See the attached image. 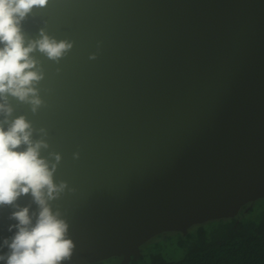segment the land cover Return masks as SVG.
<instances>
[{"label":"water","instance_id":"obj_1","mask_svg":"<svg viewBox=\"0 0 264 264\" xmlns=\"http://www.w3.org/2000/svg\"><path fill=\"white\" fill-rule=\"evenodd\" d=\"M21 28L72 45L31 53L36 112L7 100L64 184L47 201L74 245L61 264H127L157 234L264 198V0H48ZM25 207L34 224L31 193L0 205V255Z\"/></svg>","mask_w":264,"mask_h":264},{"label":"clouds","instance_id":"obj_2","mask_svg":"<svg viewBox=\"0 0 264 264\" xmlns=\"http://www.w3.org/2000/svg\"><path fill=\"white\" fill-rule=\"evenodd\" d=\"M47 3L48 0H0V114L5 116L0 122V205H13L18 197L31 193L40 207L34 224L27 207L12 213L18 223L9 226V231L16 229L15 234L3 242L8 252L0 255V261L6 264H61L71 257L74 247L66 238L67 223L58 212L53 213L47 202L64 187L63 182L54 184L55 165L50 169L40 155L41 148L48 145L43 140H32V126L24 116L10 123L7 120L13 112L7 103L9 96L30 103L33 112L42 104L36 84L43 79V73L36 70L37 61L31 53L38 49L58 61L72 47L43 31L41 38L26 41L22 21L34 8ZM22 145L26 146L23 150Z\"/></svg>","mask_w":264,"mask_h":264},{"label":"trees","instance_id":"obj_3","mask_svg":"<svg viewBox=\"0 0 264 264\" xmlns=\"http://www.w3.org/2000/svg\"><path fill=\"white\" fill-rule=\"evenodd\" d=\"M168 242L182 251L177 259L165 256ZM121 260L111 257L89 264H121ZM127 264H264V198L243 206L233 218L194 225L186 234H157L140 247L139 258Z\"/></svg>","mask_w":264,"mask_h":264},{"label":"rangeland","instance_id":"obj_4","mask_svg":"<svg viewBox=\"0 0 264 264\" xmlns=\"http://www.w3.org/2000/svg\"><path fill=\"white\" fill-rule=\"evenodd\" d=\"M145 246L147 247V246H149V244L148 245L146 244ZM146 247H144V248H146ZM149 247H150V249H152L151 245ZM163 249L166 250L165 256L167 258H171V259H177L180 256L179 254L182 253V251L173 242H171V243L168 242L164 246ZM106 264H109V263L107 262Z\"/></svg>","mask_w":264,"mask_h":264}]
</instances>
